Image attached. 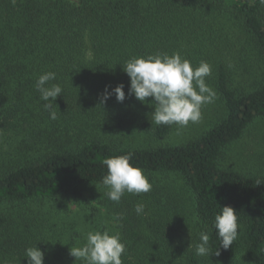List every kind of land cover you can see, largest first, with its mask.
Instances as JSON below:
<instances>
[{
	"label": "trees",
	"instance_id": "obj_1",
	"mask_svg": "<svg viewBox=\"0 0 264 264\" xmlns=\"http://www.w3.org/2000/svg\"><path fill=\"white\" fill-rule=\"evenodd\" d=\"M177 52L193 67L211 66L206 83L216 99L197 123L157 125L154 108L129 94L123 66ZM45 72L56 74L47 86L62 88L55 120L35 87ZM119 84L125 100L113 94L102 103L106 86ZM261 119L260 0H0V131L12 132L9 149H0V264H28L25 250L36 245L44 264H85L69 250L86 242L91 226L71 222L67 205L92 212L84 188L103 185L105 158L129 153L152 184L148 195L174 203L184 196L188 225L176 242H147L128 212L119 220L122 264H264V177L220 166L223 150ZM136 200L117 203L105 193L101 205L129 210ZM224 206L239 224L228 249L214 227ZM202 231L210 237L205 256L196 254Z\"/></svg>",
	"mask_w": 264,
	"mask_h": 264
},
{
	"label": "clouds",
	"instance_id": "obj_2",
	"mask_svg": "<svg viewBox=\"0 0 264 264\" xmlns=\"http://www.w3.org/2000/svg\"><path fill=\"white\" fill-rule=\"evenodd\" d=\"M264 4V0H260ZM123 71L130 77L129 94L141 103H149L154 108L152 119L155 124L177 125L186 127L189 122L197 123L202 117L201 108L205 104L214 102L216 92L206 83V77L211 75V66L201 61L193 67L191 61L182 58L177 52L155 54L146 57H131L123 66ZM56 79L54 72H45L36 80L35 87L40 97L46 103L45 111L49 118L57 119L53 110V102L62 94L59 84L47 86L48 82ZM117 102L125 100L124 85L119 84L111 91L106 86L102 103L112 95ZM147 98H152L148 101ZM132 154L108 157L103 160L107 167V174L102 177V183L109 191L108 198L119 203L125 192L140 194L151 190L143 169L130 163ZM259 184V183H258ZM137 215L145 214V205L137 203L134 208ZM237 211L231 206H224L215 216L214 227L220 239V247L228 249L237 239L239 224ZM123 217L117 216L119 221ZM200 242L196 245V254L205 256L209 252V235L199 234ZM70 255L75 260H82L85 264H122L125 244L120 234H110L108 229L103 231H89L86 242L79 247H70ZM216 255H219L217 250ZM25 257L28 264H44V252L39 247L26 248Z\"/></svg>",
	"mask_w": 264,
	"mask_h": 264
},
{
	"label": "rangeland",
	"instance_id": "obj_3",
	"mask_svg": "<svg viewBox=\"0 0 264 264\" xmlns=\"http://www.w3.org/2000/svg\"><path fill=\"white\" fill-rule=\"evenodd\" d=\"M251 66L258 67L257 62H253ZM11 136L12 132L10 130L0 131L1 150L7 151L9 149V145L5 144V139ZM13 141L15 140L13 139ZM220 166L233 172L246 175L257 174L264 177V119L254 121L245 130L242 138L229 144L223 150ZM108 191L109 189L104 185L84 188L83 193L91 204L92 212L85 210V213H83L77 204L68 203L67 216L72 218L70 221L75 222V216L82 217L84 223H86L84 228L91 226L89 231L108 229L110 234L119 233L121 239H123L124 231L120 226V221L118 231L116 217H125L129 212L133 218L137 219L140 231L147 238V242L158 240L159 242L169 241L172 243V241L176 242L178 237L183 235L182 228H186L188 221L185 208L187 203L182 194L179 195L178 202L174 203V201H170L165 197L161 200L159 195L158 198H155L154 195H148V193L133 194L125 192V198L137 197L136 203H131L132 207L128 210L124 207L117 209L109 203L101 205L102 195ZM137 203L145 205V214H136L134 208ZM3 212L7 214V211ZM90 212L94 215V218H91ZM175 226L176 230L174 229Z\"/></svg>",
	"mask_w": 264,
	"mask_h": 264
}]
</instances>
